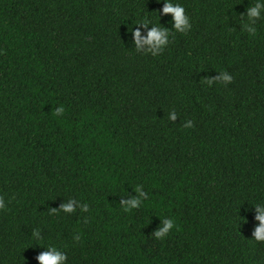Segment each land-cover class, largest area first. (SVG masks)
Here are the masks:
<instances>
[{"label": "trees", "instance_id": "obj_1", "mask_svg": "<svg viewBox=\"0 0 264 264\" xmlns=\"http://www.w3.org/2000/svg\"><path fill=\"white\" fill-rule=\"evenodd\" d=\"M171 2L186 33L166 0H0V264L49 246L67 264H264V12L253 35L257 0ZM159 25L165 48L138 49Z\"/></svg>", "mask_w": 264, "mask_h": 264}, {"label": "clouds", "instance_id": "obj_2", "mask_svg": "<svg viewBox=\"0 0 264 264\" xmlns=\"http://www.w3.org/2000/svg\"><path fill=\"white\" fill-rule=\"evenodd\" d=\"M163 14H171L174 18V30L186 33L191 25L189 22L188 17L185 14V9L183 6L179 4H174L171 2V0H166V6L163 8ZM262 12H264V3L261 2V0H257V3L254 7H250L247 10V19L249 21L248 24H245V30L249 34H255L256 28L253 26L256 20H259L262 16ZM145 27H148V22L142 23ZM135 42L138 46V49L142 45H150L152 49V55H156L159 52H161L165 46L168 44V36L170 35V32L163 29L159 26H152L151 30L147 34V38L142 39L141 33L139 30L135 31L133 33ZM233 77L228 72H221L218 76L215 78L206 79V82L211 86L216 81H221L225 85L230 84L232 82ZM65 109L63 106H60L56 109V115L60 116L63 115ZM169 119L172 122L177 121L178 116L175 113H171L169 115ZM185 128H192L193 123L192 121H188L183 125ZM136 192L138 195L136 198H129L127 200L122 201L123 210L124 211H131L133 209H138L142 202L147 199V193L144 192L141 188H137ZM72 203H76V200H73ZM72 203H68L65 205H62L61 211H63L66 214L73 213L74 209L72 206ZM5 207V201L3 198H0V209H3ZM81 211L88 212L89 211V205L87 203H83L81 208ZM257 211L259 215L256 217V219L259 221V227H257L254 230L253 237L258 242H264V206H257ZM162 225L158 230L154 232V236L156 239L163 240L169 232L176 227V224L173 219H164L162 220ZM40 233L39 231L36 232V237H39ZM49 251L41 253L37 259L39 261V264H67L68 256L65 252H61L56 247L49 246Z\"/></svg>", "mask_w": 264, "mask_h": 264}]
</instances>
